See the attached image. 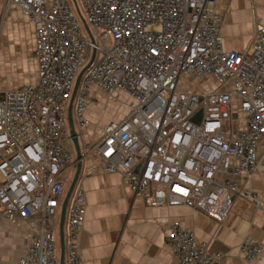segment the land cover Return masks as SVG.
Returning a JSON list of instances; mask_svg holds the SVG:
<instances>
[{"label": "built area", "instance_id": "built-area-1", "mask_svg": "<svg viewBox=\"0 0 264 264\" xmlns=\"http://www.w3.org/2000/svg\"><path fill=\"white\" fill-rule=\"evenodd\" d=\"M216 1L6 0L34 25L39 65L33 85L0 95V216L32 230L17 264H59V220L73 166L66 108L94 50L75 94L77 125H90L93 88L121 104L123 96L130 100L122 104L127 115L86 148L106 173H120L151 207L183 205L218 221L237 198L264 209L241 186L264 158V26H257L248 53L226 52ZM194 78L215 85L198 91ZM74 193L66 264H83L87 210L83 190ZM167 237L180 264H224L222 253L178 223ZM263 248L250 239L239 247L247 260Z\"/></svg>", "mask_w": 264, "mask_h": 264}, {"label": "crops", "instance_id": "crops-1", "mask_svg": "<svg viewBox=\"0 0 264 264\" xmlns=\"http://www.w3.org/2000/svg\"><path fill=\"white\" fill-rule=\"evenodd\" d=\"M215 9L221 17L224 50L248 53L257 26H264V0H217ZM35 51L34 25L19 9L7 7L6 0H0V95L36 82L39 65ZM192 83L202 92L215 85L213 80L201 82L195 78ZM91 94L97 101L103 93L93 88ZM122 99V104L130 103L126 96ZM115 103L114 112L122 111L121 120L128 109ZM69 105L66 108L68 120ZM97 110L93 106L87 112L88 127L81 129L77 125L76 128L81 135L84 155L77 186L84 192L87 210L79 239L83 264H180L168 246V229L172 223L192 230L211 252L222 253L224 264H264V248L260 257L251 260L239 249L247 239L264 247V209L237 198L226 218L218 221L183 205L151 207L149 198L137 197L120 173H106L100 158L87 154L89 143L99 138L108 126L98 121L101 117L97 116ZM94 117L97 120L94 121ZM262 149L263 146L260 156ZM74 155L73 152L70 172L74 170L75 174L77 158ZM241 186L256 193L264 202V158L251 182ZM31 233L25 221H10L0 216V264H17L26 254Z\"/></svg>", "mask_w": 264, "mask_h": 264}, {"label": "water", "instance_id": "water-1", "mask_svg": "<svg viewBox=\"0 0 264 264\" xmlns=\"http://www.w3.org/2000/svg\"><path fill=\"white\" fill-rule=\"evenodd\" d=\"M75 2V1H74ZM76 4V3H75ZM77 11L79 12V9L76 4ZM80 13V12H79ZM83 23L85 24V21L83 20ZM91 39L93 40L92 36L90 35ZM96 51H93L92 57L89 61V63L86 65V67L80 72L79 76L77 77L75 89H74V97L72 98L70 105H69V126H70V140L72 142L74 152L76 154L77 158V164H76V171L74 174V177L65 193L62 206H61V213H60V220H59V246H60V260L59 264H66V234H65V225H66V215L67 210L70 204V200L73 196V193L76 189V186L78 185L79 179L82 174L83 169V149L79 137V133L76 130L74 120H73V104L75 100V94L76 91L80 85V82L85 75V73L89 70V68L93 65L96 59Z\"/></svg>", "mask_w": 264, "mask_h": 264}, {"label": "rangeland", "instance_id": "rangeland-1", "mask_svg": "<svg viewBox=\"0 0 264 264\" xmlns=\"http://www.w3.org/2000/svg\"><path fill=\"white\" fill-rule=\"evenodd\" d=\"M71 3L73 5V7L75 8L74 3L72 1H71ZM80 9H81V7H80ZM104 42H105L107 47L110 48L112 46V40H111L110 37H106L104 39ZM98 57H100V53H98ZM113 103H114V105H112ZM115 104H116L115 101L113 102V101L109 100L103 94L97 98V101L94 103V107L98 108L96 114H97V116L101 117V120H98V121H101V124H109V123H111L113 121L120 120L122 111L121 110H116V112H114V110L116 108ZM66 117H67L68 131L70 132V126H69V120H68V112L66 113ZM93 120L94 121L97 120V117H94ZM74 122H75V126L77 128V123L75 121V118H74ZM66 145L68 147H72L73 148L71 140H69L66 143ZM73 152H74V149H73ZM74 154H75V152H74ZM75 155H74V158L76 159ZM73 177H74V170L72 172L68 173V181H67V187H66L65 193H66V191H67V189H68Z\"/></svg>", "mask_w": 264, "mask_h": 264}, {"label": "trees", "instance_id": "trees-1", "mask_svg": "<svg viewBox=\"0 0 264 264\" xmlns=\"http://www.w3.org/2000/svg\"><path fill=\"white\" fill-rule=\"evenodd\" d=\"M88 64V63H87Z\"/></svg>", "mask_w": 264, "mask_h": 264}]
</instances>
